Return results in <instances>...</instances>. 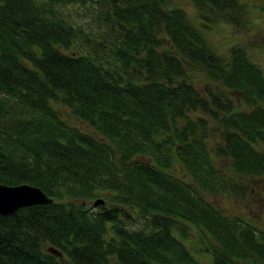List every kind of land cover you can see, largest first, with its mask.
Listing matches in <instances>:
<instances>
[{"label":"trees","instance_id":"trees-1","mask_svg":"<svg viewBox=\"0 0 264 264\" xmlns=\"http://www.w3.org/2000/svg\"><path fill=\"white\" fill-rule=\"evenodd\" d=\"M184 1L0 0V184L53 198L0 215V264H264L247 215L264 204V70L207 36L245 6L190 0L196 21Z\"/></svg>","mask_w":264,"mask_h":264},{"label":"rangeland","instance_id":"rangeland-1","mask_svg":"<svg viewBox=\"0 0 264 264\" xmlns=\"http://www.w3.org/2000/svg\"><path fill=\"white\" fill-rule=\"evenodd\" d=\"M241 2L245 6V16L240 20V25L229 22V19L224 15L216 17L217 22L214 24V28L208 32V39L218 51L227 56L232 47L244 48L253 61L264 70V0H241ZM181 4L190 17L199 21L200 11L193 2L185 0ZM70 16L75 21L92 24L90 17L76 8L70 10ZM196 72L194 79L198 85H203L204 80H209L203 71L198 70ZM214 199L225 212L238 215L244 211L241 210V206L236 208L233 199H226L222 202L219 200L220 197L217 198L216 196ZM88 206L96 208L93 205V200L88 202ZM247 215L250 216L248 218L252 223L264 230V204L252 208L251 212H247Z\"/></svg>","mask_w":264,"mask_h":264},{"label":"water","instance_id":"water-1","mask_svg":"<svg viewBox=\"0 0 264 264\" xmlns=\"http://www.w3.org/2000/svg\"><path fill=\"white\" fill-rule=\"evenodd\" d=\"M53 202L40 187L31 184L7 185L0 184V215H11L20 208L38 204H48ZM85 204V202H83ZM104 203L103 198H97L94 206ZM49 251L55 255L62 256V252L57 248H50Z\"/></svg>","mask_w":264,"mask_h":264}]
</instances>
